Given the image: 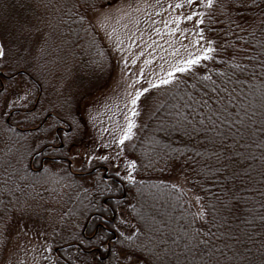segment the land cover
<instances>
[{
	"label": "trees",
	"instance_id": "16d2710c",
	"mask_svg": "<svg viewBox=\"0 0 264 264\" xmlns=\"http://www.w3.org/2000/svg\"><path fill=\"white\" fill-rule=\"evenodd\" d=\"M82 1L85 3L76 9L78 1H61L55 12L44 14L51 31L57 18L59 26H64L59 38L53 32V42L72 43L64 61L74 55L71 59L79 63L80 48L87 45L83 34L78 38L74 34L78 22L89 28L81 14L90 0ZM200 21L206 41L205 51L197 56L200 62L186 65L187 71L176 70L168 83L151 90L141 116L136 123L132 120L131 132L126 131L129 138L124 139L122 151L113 152L109 166L123 170L142 192H125L122 186L127 180L114 179L113 185L125 196L111 205L109 213L115 218L125 216L126 222L114 218L111 223L117 238L109 251L105 246L109 231L101 227L89 232L94 238L87 241L88 246L82 236L68 239L76 231L66 208L55 225L53 222L50 235L43 236L48 243L66 245L77 258L90 255L83 247L109 252L103 260L94 252V264H128L125 253L138 254L140 264H154L143 253L148 248L166 256L172 252L169 262L173 264H264V0H213L211 6L207 1ZM209 48L213 51H207ZM57 53L52 52L48 62L59 65ZM52 55H56L55 61L50 59ZM87 138L96 146L103 138L112 144L102 133L92 132ZM16 144L21 151L22 139ZM45 147V143L34 142L29 151L35 154ZM11 149L8 143L0 148V259L12 229L15 197L29 187L28 174L21 169L25 152L21 159ZM67 169L65 181L70 175ZM184 176L198 202L176 183L175 179ZM106 182L107 191H113L112 181ZM142 194L147 205L140 226L127 209L134 207ZM74 242L78 245H69ZM71 256L62 254L57 264L93 263L84 257L77 263Z\"/></svg>",
	"mask_w": 264,
	"mask_h": 264
},
{
	"label": "rangeland",
	"instance_id": "374dc122",
	"mask_svg": "<svg viewBox=\"0 0 264 264\" xmlns=\"http://www.w3.org/2000/svg\"><path fill=\"white\" fill-rule=\"evenodd\" d=\"M61 1H78L75 9L85 3L82 0H0V42L5 44L6 52L0 61L11 63L6 68L8 73L19 72L20 69L32 75L31 78L23 72L18 73L14 85L0 94V148L8 143L11 151L14 150L21 159L25 152L26 159L21 169L28 174L25 180L29 186L15 197L13 206L17 208L14 209L11 233L3 248L0 264H57L60 255L55 251V244L48 243L45 237L54 229L56 219L62 217L60 214L64 208L69 213L67 218L72 223V230L76 231L68 239L81 236L92 211L110 216V206L117 204V200L107 199L104 205L103 198L107 194L120 195L122 189L115 183L113 185L111 179L108 181H112L110 187L113 191L110 187L107 191L108 183L103 171L86 175L79 172L90 171L98 165L109 166L113 152L122 151L126 131L132 120L136 123L141 116L151 90L172 77L177 69L184 68L189 59L201 55L206 48L199 22L202 7L208 0H194L191 4L188 0H90L85 14H81L90 29L78 22L74 33L76 38L81 34L85 36L86 48L79 47V63L77 59L73 60L74 55L71 56L73 59L64 61L71 52L72 43L57 45L52 40L53 32L59 38L64 26H59L57 18L51 31L49 20L46 22L44 19L45 12H55V6H59ZM21 4L27 6L21 8ZM74 14L78 15V12ZM190 15L192 19H188ZM21 24H25L28 30L21 31ZM55 51L58 52L60 67L57 62H48L49 55ZM50 59L55 61L56 55ZM138 94L137 103L133 104ZM15 108H20L18 113L11 111ZM49 112L68 122H64L67 131L63 146L56 149L61 157L56 163L55 160H45L40 171H32V168H40L41 163V157L36 156V163L31 166L33 154L29 150L33 143H47L56 135L54 127L59 120L47 115ZM133 112L138 115H133ZM36 126L38 128L32 133L26 130ZM92 132L102 133L112 140V144L103 138V143L96 146L93 139L87 138ZM19 138L23 143L21 151L16 144ZM67 167L75 173L71 172L65 181ZM109 168L113 175L127 180L123 186L125 192L140 190L123 170ZM175 181L198 202L188 178L178 177ZM146 205L142 194L134 207L126 208L140 226V218L146 216ZM117 218L118 222H126L125 216ZM95 219L93 225L83 228V232L89 233L97 226L98 219ZM84 243L86 246L87 240ZM148 249L143 253L154 264H173L172 252L166 256L154 248ZM69 251L71 249H66L63 255H72L74 262L82 263V257L90 263L93 261L92 264L95 262V254L77 258V254Z\"/></svg>",
	"mask_w": 264,
	"mask_h": 264
},
{
	"label": "flooded vegetation",
	"instance_id": "af4514ba",
	"mask_svg": "<svg viewBox=\"0 0 264 264\" xmlns=\"http://www.w3.org/2000/svg\"><path fill=\"white\" fill-rule=\"evenodd\" d=\"M11 63L10 62H7L6 60H3V61H0V94L4 93L7 89H8V86L12 87L14 85V79L16 78V76L18 75V71H15V72H7V66L10 65ZM11 71V69H10ZM29 76H31L32 78V75L31 74H28V73H25ZM51 114L54 118L56 117L59 121L58 123H56L55 125V137L53 140H49L47 141V143H45L46 146L48 147H45L46 151L45 153L43 152L44 150L42 149L40 152H37L35 154H33L32 158H31V166L33 167V163L35 162L36 163V156H40V160H41V163H40V168H32L31 170L32 171H40V169H42L44 167V162L45 160H59V158L61 157L60 153L59 152H50V151H54L58 148H61L63 146V143H64V135H66V129H64V124H68V122L58 116L56 113L54 112H49L47 113V115ZM46 115V117H47ZM47 120V119H46ZM45 122V121H44ZM43 122V123H44ZM65 122V123H64ZM7 123L9 125L10 124V119H7ZM13 127H19L20 126H17V125H12ZM35 128H38V126L36 127H31V128H28L26 130H29V133H32V131H35ZM15 129V128H14ZM20 130V129H19ZM57 142H59V144H57ZM62 144V145H61ZM43 152V153H41ZM50 152V153H49ZM43 154V155H42ZM62 159V158H61ZM66 159V157L64 158ZM68 161V160H67ZM69 162V161H68ZM70 164V163H69ZM101 166L103 168H101ZM108 166L106 165H98V166H95L94 168H92V170L90 171H84V172H79L80 174H83V175H86L87 173H95L97 171H103V177L104 179L106 180H113L114 182V179H117V181H119V178L113 174H110L109 173V168L107 170ZM73 173H75L74 171H72ZM77 174H79L78 172H76ZM123 185V184H122ZM124 186V185H123ZM122 186V187H123ZM125 196L124 194L123 195H116V194H107V196H104L103 198V202L105 203L104 205H106V202H107V199H110V200H120L122 199V197ZM108 205L111 204V203H107ZM111 207V206H110ZM96 218V219H95ZM114 216H107L105 213L101 212V211H93L92 212V216L89 218H87V222L85 224V227H87L89 224L93 223V220H97L98 221L96 222V229L98 228H104L106 229L107 231H109V238L107 239V242H106V247H108V251H109V246L110 244L113 242V240H115L117 238V234L113 231L112 227H111V223L114 222ZM82 237L85 238V240L90 241L94 238V234H89V233H86L85 231L83 233H81ZM102 238V236H101ZM89 243L86 245L88 246ZM70 246H74V245H78L76 242L74 243H71L69 244ZM93 245V244H92ZM66 245H60V246H57L55 247V251L59 253L60 256H62L64 250L66 251L67 248ZM75 247V246H74ZM84 248V252H87V253H94L96 252L97 253V257H99L100 259H104V255L105 253L108 254L109 252H105V251H102V250H90V249H86L85 247ZM92 248H96L98 249V246L97 245H94V247L92 246ZM95 254V253H94Z\"/></svg>",
	"mask_w": 264,
	"mask_h": 264
},
{
	"label": "snow or ice",
	"instance_id": "6c2138e0",
	"mask_svg": "<svg viewBox=\"0 0 264 264\" xmlns=\"http://www.w3.org/2000/svg\"><path fill=\"white\" fill-rule=\"evenodd\" d=\"M212 2H213V0H208V4H209V6L212 5ZM252 2L255 3V0H252ZM188 3H189V4L194 3V0H188ZM26 6H27V5H25V4H21V5H20L21 8H24V7H26ZM178 7H179V5H178ZM241 7H243L242 4H241ZM194 15H198V14H195V13H194ZM188 19H192V16H191V15L188 16ZM200 23H203V21H200ZM20 30H21V31H25V30H28V29H27V27H26L25 24H21V25H20ZM207 51H213V49L209 48ZM5 56H6V52H5V44H4L3 42H0V58H4ZM203 58H209V57L205 56V57H203ZM200 59H201V57H196L195 59H189L186 63H187L188 66H192V65H195V64L199 63V62H200ZM177 70H178V71H187L188 69H187V68H179V69H177ZM168 82H169V81H167V80H163V81H161V83H168ZM145 91H147V89H145ZM138 98H139V94H138V96H137L136 99H133L132 103H133V104H136ZM133 115H138V113L133 112ZM133 126H134V125H132V124L129 125V132H131V128H132ZM128 138H129V137H128V135L126 134L125 137H124V139H128ZM121 143H123V141H121ZM132 166L135 167L134 163H133ZM125 258L127 259L128 264H140L141 259H142V257H140V256H139L138 254H136V253H125Z\"/></svg>",
	"mask_w": 264,
	"mask_h": 264
}]
</instances>
